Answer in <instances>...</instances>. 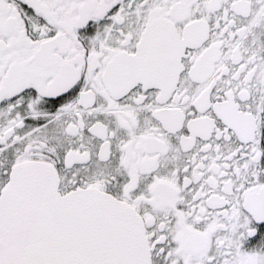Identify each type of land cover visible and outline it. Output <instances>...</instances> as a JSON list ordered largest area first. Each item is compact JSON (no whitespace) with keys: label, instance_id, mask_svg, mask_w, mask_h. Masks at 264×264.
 <instances>
[{"label":"snow or ice","instance_id":"6c2138e0","mask_svg":"<svg viewBox=\"0 0 264 264\" xmlns=\"http://www.w3.org/2000/svg\"><path fill=\"white\" fill-rule=\"evenodd\" d=\"M0 264H264V0H0Z\"/></svg>","mask_w":264,"mask_h":264}]
</instances>
